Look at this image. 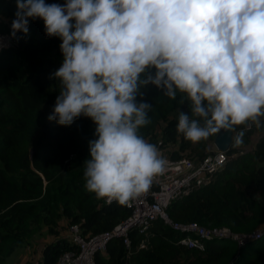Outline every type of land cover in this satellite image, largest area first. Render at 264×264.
<instances>
[{
	"label": "clouds",
	"instance_id": "1",
	"mask_svg": "<svg viewBox=\"0 0 264 264\" xmlns=\"http://www.w3.org/2000/svg\"><path fill=\"white\" fill-rule=\"evenodd\" d=\"M16 5L13 35H28L29 20L42 19L46 35L62 41L63 62L51 77L60 94L47 119L70 126L83 116L96 124L84 179L97 199L126 205L166 171L158 147L140 135L151 123L141 92L148 85L173 101L182 94L190 114L180 110L177 132L193 144L238 128L240 144L244 128L262 126L264 0Z\"/></svg>",
	"mask_w": 264,
	"mask_h": 264
},
{
	"label": "trees",
	"instance_id": "2",
	"mask_svg": "<svg viewBox=\"0 0 264 264\" xmlns=\"http://www.w3.org/2000/svg\"><path fill=\"white\" fill-rule=\"evenodd\" d=\"M65 4L66 0H45ZM16 0H0V33L13 35L11 23ZM17 46L0 52V264L9 260L28 240L44 231L53 242L42 249L39 264H56L74 245L63 234L78 225L85 236L112 232L132 214L126 205L106 204L85 188V160L96 124L81 116L70 126L49 121L60 87L52 74L63 62L61 39L48 37L42 19L29 20V33H16ZM155 71L154 69L152 70ZM152 105L151 123L140 129L148 142L159 145L176 160L202 159L218 133L193 144L177 132L181 105L153 85L141 89ZM141 97H138V100ZM244 127V126H241ZM264 127V121L259 130ZM239 128L234 135H237ZM244 128L243 142H234L229 160L214 182L173 202L167 209L175 223L225 227L233 233L263 235L247 245L230 239H211L204 252L178 245L179 232L154 222L149 246L139 249L144 237L136 230L114 238L96 264H264V138L254 150L243 153L255 131ZM65 224V226L63 225Z\"/></svg>",
	"mask_w": 264,
	"mask_h": 264
},
{
	"label": "built area",
	"instance_id": "3",
	"mask_svg": "<svg viewBox=\"0 0 264 264\" xmlns=\"http://www.w3.org/2000/svg\"><path fill=\"white\" fill-rule=\"evenodd\" d=\"M16 46L13 35L0 33V52ZM251 128L252 126L246 127V130ZM156 146L161 156L167 160L166 171L163 176L156 178L149 191L126 204L132 211L131 216L112 232L91 237L83 235L80 226L72 225L67 230V238L75 249L64 253L56 264H96V255L106 250L110 240L125 237L124 243L129 247L130 241L127 237L132 230L138 231L144 237L139 249H147L150 229L157 221H162L164 225L183 235L178 245L201 252L206 250L207 242L211 239H230L239 247H243L250 241L262 237V230L247 235L233 233L225 227H206L197 223L173 222L167 213L170 205L201 188L210 186L216 175L227 164L228 152L217 150L202 159L182 157L174 160L165 149L161 148V143Z\"/></svg>",
	"mask_w": 264,
	"mask_h": 264
},
{
	"label": "rangeland",
	"instance_id": "4",
	"mask_svg": "<svg viewBox=\"0 0 264 264\" xmlns=\"http://www.w3.org/2000/svg\"><path fill=\"white\" fill-rule=\"evenodd\" d=\"M55 72V71H54ZM55 82L59 85V81L55 79ZM255 127L254 134L251 137V141L248 145L244 147H239L241 152L249 153L252 152L257 144V142L264 138V127L262 130H259V127ZM235 137V135H234ZM217 150L214 142L209 144V151ZM65 226V224H63ZM67 235V232L63 234ZM54 238L51 235H48L46 231L42 234L37 235L28 240V243L21 247L9 260L4 264H39L42 259V249L45 245L53 242Z\"/></svg>",
	"mask_w": 264,
	"mask_h": 264
},
{
	"label": "water",
	"instance_id": "5",
	"mask_svg": "<svg viewBox=\"0 0 264 264\" xmlns=\"http://www.w3.org/2000/svg\"><path fill=\"white\" fill-rule=\"evenodd\" d=\"M233 142H234V132L221 130L218 133L214 141V144L218 151L229 152Z\"/></svg>",
	"mask_w": 264,
	"mask_h": 264
}]
</instances>
